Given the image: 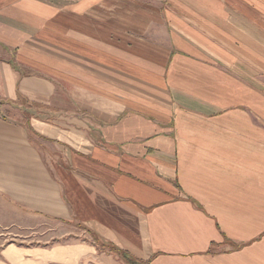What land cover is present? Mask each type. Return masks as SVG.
<instances>
[{"label": "crops", "instance_id": "crops-1", "mask_svg": "<svg viewBox=\"0 0 264 264\" xmlns=\"http://www.w3.org/2000/svg\"><path fill=\"white\" fill-rule=\"evenodd\" d=\"M0 264H264V0H0Z\"/></svg>", "mask_w": 264, "mask_h": 264}, {"label": "rangeland", "instance_id": "rangeland-1", "mask_svg": "<svg viewBox=\"0 0 264 264\" xmlns=\"http://www.w3.org/2000/svg\"><path fill=\"white\" fill-rule=\"evenodd\" d=\"M39 230L40 232L43 233L40 235L42 240H47V241H55L58 240V236L63 232L62 230L69 229L68 226L55 222L53 220H43L41 219L40 221L34 222V226L32 227V230ZM17 240H30V241H38L39 240V234H32L30 237L27 236L26 234H21L20 237H15Z\"/></svg>", "mask_w": 264, "mask_h": 264}]
</instances>
